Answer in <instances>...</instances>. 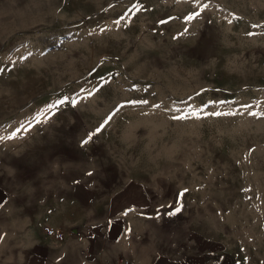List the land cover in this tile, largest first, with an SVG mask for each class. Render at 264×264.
<instances>
[{
	"label": "rangeland",
	"instance_id": "1",
	"mask_svg": "<svg viewBox=\"0 0 264 264\" xmlns=\"http://www.w3.org/2000/svg\"><path fill=\"white\" fill-rule=\"evenodd\" d=\"M77 182L129 253L264 264V0H0L6 208Z\"/></svg>",
	"mask_w": 264,
	"mask_h": 264
},
{
	"label": "crops",
	"instance_id": "2",
	"mask_svg": "<svg viewBox=\"0 0 264 264\" xmlns=\"http://www.w3.org/2000/svg\"><path fill=\"white\" fill-rule=\"evenodd\" d=\"M65 191L63 188L57 199L51 200L56 204L52 210L56 219L50 220L44 218L50 214L49 197L36 206L42 210L40 213L29 215L27 210L23 215L17 208H6V195L0 188V264H105L120 260L135 264H241L236 252H230L225 244L217 256L205 252L209 242L201 243L204 249L198 254L182 253L178 256L175 252H166L162 257L147 246L144 232L137 246L141 252L136 256L127 250L131 249L129 244L121 246L118 242L126 235L130 239L134 215L137 214L94 208L90 210L93 219H87L83 208L93 203V188L77 182L69 196ZM119 212L122 213L121 219L116 218Z\"/></svg>",
	"mask_w": 264,
	"mask_h": 264
},
{
	"label": "built area",
	"instance_id": "3",
	"mask_svg": "<svg viewBox=\"0 0 264 264\" xmlns=\"http://www.w3.org/2000/svg\"><path fill=\"white\" fill-rule=\"evenodd\" d=\"M105 264H135L130 260H120L117 262H106Z\"/></svg>",
	"mask_w": 264,
	"mask_h": 264
}]
</instances>
